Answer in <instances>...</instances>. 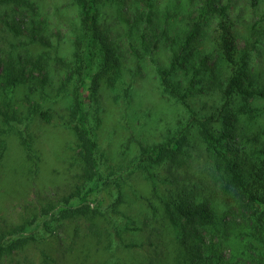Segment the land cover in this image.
<instances>
[{"label": "trees", "instance_id": "16d2710c", "mask_svg": "<svg viewBox=\"0 0 264 264\" xmlns=\"http://www.w3.org/2000/svg\"><path fill=\"white\" fill-rule=\"evenodd\" d=\"M70 1L77 20L67 56L54 49L39 5L0 0L8 5L3 28L26 37L0 45V169L10 136L35 161L33 140L19 128L36 118L49 123L59 109L67 112L62 125L75 136L79 169L72 192L43 207V219L0 227V264H14L11 258L35 245L40 227L56 233L64 222L83 220L98 246L104 230L119 238L130 260L113 264H264V63L256 57L264 18L239 35L220 0H171L162 10L156 0H135L132 10L125 0ZM148 67L160 95L184 109L160 139L136 138L132 161L149 186L140 226L121 209L128 203L121 183L109 213L96 214L90 204L110 183L97 132L102 98L110 92L131 109L136 77ZM42 255L45 264L64 258Z\"/></svg>", "mask_w": 264, "mask_h": 264}, {"label": "rangeland", "instance_id": "374dc122", "mask_svg": "<svg viewBox=\"0 0 264 264\" xmlns=\"http://www.w3.org/2000/svg\"><path fill=\"white\" fill-rule=\"evenodd\" d=\"M31 1L41 7L40 19L45 16L46 23L50 25L48 29L54 49L58 48L62 55L69 56L72 51L69 28L72 29L77 20L75 5L70 0ZM134 1L125 0L123 6L126 5L132 10ZM170 1L156 0V4L159 10H162ZM220 2L229 4L228 15L235 21L239 35H246L248 28L255 21L264 18V0H260L255 6H253L255 0H220ZM143 5L145 2L141 1V7ZM6 8L8 5L0 3V14ZM105 8L106 14L108 11L115 13L114 6ZM108 17L114 22L113 15L108 14ZM260 27L264 28V23H261ZM18 38L19 41H23L26 37H16L10 31H6L0 18V45L16 42ZM239 43L243 46L241 38ZM256 57L264 63V40L258 47ZM154 74V69L148 67L137 75L136 99L131 109L115 101L110 92L102 98L103 121L97 132L100 152L103 154V173L106 178H110V183L103 186L102 191L92 198L90 204L93 212L98 211L96 214L101 211L105 214L109 213L108 210L119 192L118 184L121 183L126 189L128 201L121 209H124L136 221V225L140 226L145 222L141 211L146 206L144 197L149 195V186L140 179L138 168L132 161L139 148L136 138H145L148 141L160 139L161 134L168 127L176 126L177 119L184 109L183 106L170 103L160 95ZM198 105L199 103H196V106ZM91 110L93 112V108ZM66 117L67 112L59 109L56 117L49 123L36 118L33 122L20 126L19 129L24 134H29L33 140L36 163L29 160L16 137L8 138L9 148L0 169V227L7 228L8 225L19 223L30 216L37 221L43 219V207L58 203L69 195L79 182L77 175L79 169L74 150L75 136L62 125ZM37 163L39 166L35 172L34 167ZM161 173L165 172L161 171ZM99 222L102 226H109V221L104 222L103 217H99ZM57 228L54 233L55 230L51 232L49 228L40 227L37 233L38 242L22 253H17L11 258L12 263L45 264L43 250L59 259L63 256V260L58 264H81L82 260L85 261L82 264H113L120 259L130 260L129 253L124 251L115 234L109 235L104 230L105 234L101 237L103 242L98 246L97 239L90 230V224L88 225L85 220L78 224L67 221ZM109 230L113 232L110 227ZM147 230L140 235L142 240L146 239V235L148 238ZM103 243L109 245V250L105 253L97 250L98 247L102 248ZM74 252L79 255L78 262ZM137 254L144 256L145 250L139 248Z\"/></svg>", "mask_w": 264, "mask_h": 264}]
</instances>
